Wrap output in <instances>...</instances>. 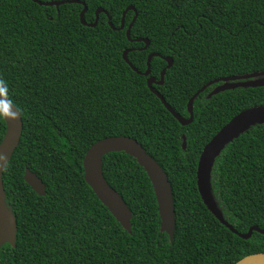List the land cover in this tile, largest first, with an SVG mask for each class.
Returning a JSON list of instances; mask_svg holds the SVG:
<instances>
[{"label":"trees","instance_id":"16d2710c","mask_svg":"<svg viewBox=\"0 0 264 264\" xmlns=\"http://www.w3.org/2000/svg\"><path fill=\"white\" fill-rule=\"evenodd\" d=\"M40 2L65 0H38ZM44 7L31 0H0V95L17 109L22 135L3 171L6 204L16 219L15 246L0 247V264H236L264 253V236L243 240L214 218L196 185L200 153L235 115L264 105V87L235 88L193 102V120L181 126L147 87L148 55L153 88L180 116L207 83L264 71V0H77ZM130 42L126 30L134 15ZM5 122L0 116V142ZM186 147L182 149V136ZM135 140L166 173L175 230L160 232L150 180L123 152L102 159L105 181L131 211L124 230L84 180L83 159L99 140ZM45 186L37 195L25 170ZM214 200L238 233L264 230V124L252 127L216 158Z\"/></svg>","mask_w":264,"mask_h":264},{"label":"water","instance_id":"95a60500","mask_svg":"<svg viewBox=\"0 0 264 264\" xmlns=\"http://www.w3.org/2000/svg\"><path fill=\"white\" fill-rule=\"evenodd\" d=\"M35 4L44 7H56L65 4H80L83 6L79 14L80 23L83 26L95 27L98 21L99 14L104 13L108 18V24L113 30H122L124 28V17L127 11H134L133 7H128L122 15L121 25L118 29L114 28L110 22V17L103 9H98L95 12V20L92 24L86 23L84 14L86 6L83 2L77 0L65 1H51L40 2L38 0H31ZM134 15L132 21L126 30V37L130 42L144 43L142 50H146L149 46V41L146 39H130V29L136 19ZM132 49L125 50L122 54L124 62L137 74L147 77L146 83L149 91L154 94L164 106V108L172 115V117L181 125L187 126L193 120V102L207 87L218 84L208 95L210 98L220 92L235 88H257L264 87V71L242 76L224 77L211 81L200 88L188 101L187 112L188 118H184L177 114L164 100V98L153 88L154 85L162 86L166 69L172 66V59L170 57H163L166 62V68L160 73V78L157 81L153 77H148L150 74V62L154 57H160L159 54L152 53L148 55L146 60V70L139 73L129 62L127 55ZM0 116L5 122V134L0 142V247L4 244L15 246L16 239V219L11 210L6 204V196L3 187V171L5 166L11 159L14 151L19 145L22 135V120L14 105L9 102L5 97L0 95ZM264 124V105L252 107L241 111L235 115L226 125H224L203 147L196 170V185L202 203L207 210L217 219L220 224L226 227L231 233L238 236L243 240L251 238L254 232L264 236V230L257 226H252L244 233H238L230 224H228L219 210L211 188V172L216 158L221 152L231 144L234 140L238 139L241 135L245 134L254 126ZM182 149L185 150L186 139L182 137ZM112 152H123L132 157L137 164L144 170L148 176L153 188L155 199L158 206V214L160 219V232L165 233L169 240H173L175 230V208L173 201V194L171 185L168 181L166 173L162 170L159 164L150 157L144 149L135 140L124 137H108L94 143L86 152L83 159L84 180L91 188L98 200L108 209L110 214L115 218L117 223L126 230L131 232V211L122 198L108 185L105 181L102 171V159L105 155ZM24 182L39 196L45 195V186L42 181L28 169L25 170ZM236 264H264V253H256L245 256L240 259Z\"/></svg>","mask_w":264,"mask_h":264}]
</instances>
